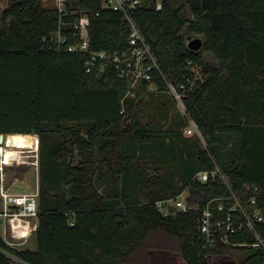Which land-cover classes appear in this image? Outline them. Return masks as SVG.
<instances>
[{
	"label": "trees",
	"instance_id": "16d2710c",
	"mask_svg": "<svg viewBox=\"0 0 264 264\" xmlns=\"http://www.w3.org/2000/svg\"><path fill=\"white\" fill-rule=\"evenodd\" d=\"M104 1L70 0L62 16L42 0H10L1 12L0 136L39 138V196L36 250L10 246L0 223V264H264L248 232L206 246L202 211L229 193L221 179L192 183L215 162L264 214V0H188L191 18L168 0L160 11L145 1L133 13L168 79L193 85L186 105L208 150L184 136V118L166 132L139 126L147 85L130 97L113 71L86 74L85 55L56 49L60 17L68 34L84 15L92 51H122L125 19ZM186 190L189 212L157 210Z\"/></svg>",
	"mask_w": 264,
	"mask_h": 264
},
{
	"label": "built area",
	"instance_id": "2783aa9c",
	"mask_svg": "<svg viewBox=\"0 0 264 264\" xmlns=\"http://www.w3.org/2000/svg\"><path fill=\"white\" fill-rule=\"evenodd\" d=\"M147 3L155 5L160 11L163 7V0H105L103 8L122 14L127 26L126 45L122 51L107 53L105 51H92L89 37V19L81 15L77 17L70 26L72 31L64 34L62 27L67 26L62 19L66 12V0L58 5L60 15V28L51 35V41L56 45L57 50H65L71 54H80L87 57L85 64L86 74L94 72L105 73L113 71L118 79L127 82L129 85L128 96L135 97L144 85L147 90L153 93L160 91L159 86L154 82L157 77L163 83L164 93L171 97L178 106L183 116L186 127L185 137H192L198 140L205 150H208L207 143L201 129L191 117L186 105V99L194 92L193 85L190 87L182 84L176 85L163 73L160 63L152 51L149 43L139 29L133 13L145 6ZM70 40L74 42L69 44ZM45 41V40H44ZM190 65V63H188ZM125 112L122 111L121 115ZM0 196L2 198V212L0 218L7 221L10 229H13L15 220L24 221L29 225L25 236L32 233V223L38 216V189L33 194L11 195L5 188V169L18 161L7 159L6 151L9 149L3 141L0 144ZM36 155L32 157L37 161L31 162V166L39 168V142H35ZM19 162V161H18ZM20 165L28 164L27 161H20ZM221 179L229 195L223 198H214L202 211L201 234L204 237L206 246L214 248L219 243L231 244V238L244 232L252 234L257 240L256 245L264 249V239L259 231V226L264 225V214L258 206V197L255 195L247 202H243L232 190L228 178L221 168L214 162V169L197 173L192 183L207 184ZM257 193V189H255ZM188 190L184 191L177 198L156 203L157 210L164 216H173L177 212H189L191 208L186 204ZM218 203L216 207H212Z\"/></svg>",
	"mask_w": 264,
	"mask_h": 264
},
{
	"label": "rangeland",
	"instance_id": "374dc122",
	"mask_svg": "<svg viewBox=\"0 0 264 264\" xmlns=\"http://www.w3.org/2000/svg\"><path fill=\"white\" fill-rule=\"evenodd\" d=\"M44 8L47 9H58V5L62 0H42ZM171 3L173 9L185 8L187 11L188 18H191V12L188 5V0H168ZM10 0H0V15L1 12L8 7ZM196 75H199V70L196 68ZM148 97L143 99L138 105L137 121L141 128H148L152 131H164L177 130L180 126L181 119L183 116L169 96L162 95L161 93H153L150 90L147 92ZM161 96L163 98H161ZM163 103H166V108L161 111ZM162 112V113H161ZM153 113H158L156 119H152ZM164 116L162 119L161 117ZM32 147L23 151V161H27L28 164L20 165V161L14 162V164L6 167L5 169V188L11 195H23L33 194L38 189L39 179L38 170L35 166H31V162L37 161L32 157L36 155L35 142H39V138L32 137ZM25 177V180L21 178ZM2 212V198L0 196V213ZM1 219L2 224V236L9 243L10 246L19 250H36V235L35 228L37 225V219L32 223V233L25 236L26 234H13V230L10 229L7 221ZM14 264H24L23 262L12 258Z\"/></svg>",
	"mask_w": 264,
	"mask_h": 264
},
{
	"label": "bare ground",
	"instance_id": "6f19581e",
	"mask_svg": "<svg viewBox=\"0 0 264 264\" xmlns=\"http://www.w3.org/2000/svg\"><path fill=\"white\" fill-rule=\"evenodd\" d=\"M12 143L10 148L6 151L7 159L23 160V151L32 147L31 135H11ZM29 225L20 220L13 222V234L21 235L27 234Z\"/></svg>",
	"mask_w": 264,
	"mask_h": 264
},
{
	"label": "water",
	"instance_id": "95a60500",
	"mask_svg": "<svg viewBox=\"0 0 264 264\" xmlns=\"http://www.w3.org/2000/svg\"><path fill=\"white\" fill-rule=\"evenodd\" d=\"M67 2H69L70 0H66ZM203 46V40L202 39H193L188 43V48L193 51V52H198ZM9 136H5V135H1L0 136V144L3 143V141L5 142V146L7 148H10L11 143H12V139ZM1 223V220H0Z\"/></svg>",
	"mask_w": 264,
	"mask_h": 264
},
{
	"label": "crops",
	"instance_id": "0c3cea01",
	"mask_svg": "<svg viewBox=\"0 0 264 264\" xmlns=\"http://www.w3.org/2000/svg\"><path fill=\"white\" fill-rule=\"evenodd\" d=\"M146 97H148V95L147 94H145V98ZM144 98V99H145ZM161 98H163L162 96H161ZM166 103H163V106H162V109H161V111H164L165 110V108H166ZM162 113V112H161ZM158 113H153V116H152V119L154 118V119H156V117H158V115H157ZM162 119L164 118V116H162L161 117ZM182 125H184V123H183V121H182V119H181V122H180V126H182ZM183 129V128H182ZM182 131H184V130H182ZM34 138L36 137V138H38L37 136H33ZM22 180H25V177H22L21 178ZM24 195V194H23ZM34 221V220H33ZM34 251V250H33Z\"/></svg>",
	"mask_w": 264,
	"mask_h": 264
}]
</instances>
